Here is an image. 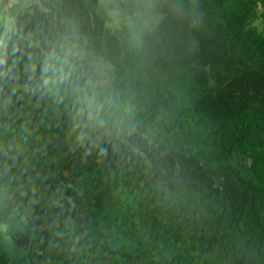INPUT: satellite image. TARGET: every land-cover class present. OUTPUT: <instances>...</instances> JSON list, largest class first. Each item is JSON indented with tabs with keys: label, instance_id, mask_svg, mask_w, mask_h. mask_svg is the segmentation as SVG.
<instances>
[{
	"label": "trees",
	"instance_id": "16d2710c",
	"mask_svg": "<svg viewBox=\"0 0 264 264\" xmlns=\"http://www.w3.org/2000/svg\"><path fill=\"white\" fill-rule=\"evenodd\" d=\"M0 264H264V0H2Z\"/></svg>",
	"mask_w": 264,
	"mask_h": 264
},
{
	"label": "rangeland",
	"instance_id": "374dc122",
	"mask_svg": "<svg viewBox=\"0 0 264 264\" xmlns=\"http://www.w3.org/2000/svg\"><path fill=\"white\" fill-rule=\"evenodd\" d=\"M1 1H2V0H0V2H1ZM14 1H16V0H8V4L10 5V4L13 3ZM3 18H4L5 21H8V16H7V14L3 13ZM256 24H258V25L260 26V22H256Z\"/></svg>",
	"mask_w": 264,
	"mask_h": 264
}]
</instances>
